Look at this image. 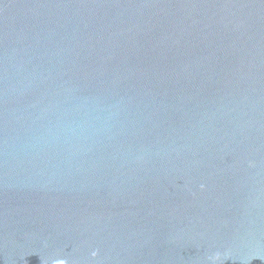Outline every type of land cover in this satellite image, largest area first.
Instances as JSON below:
<instances>
[{"label": "water", "instance_id": "1", "mask_svg": "<svg viewBox=\"0 0 264 264\" xmlns=\"http://www.w3.org/2000/svg\"><path fill=\"white\" fill-rule=\"evenodd\" d=\"M0 264H264V0H0Z\"/></svg>", "mask_w": 264, "mask_h": 264}]
</instances>
